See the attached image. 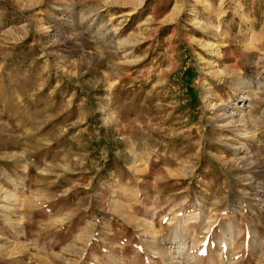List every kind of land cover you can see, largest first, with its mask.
<instances>
[{
  "label": "rangeland",
  "instance_id": "1",
  "mask_svg": "<svg viewBox=\"0 0 264 264\" xmlns=\"http://www.w3.org/2000/svg\"><path fill=\"white\" fill-rule=\"evenodd\" d=\"M0 264H264V0H0Z\"/></svg>",
  "mask_w": 264,
  "mask_h": 264
}]
</instances>
